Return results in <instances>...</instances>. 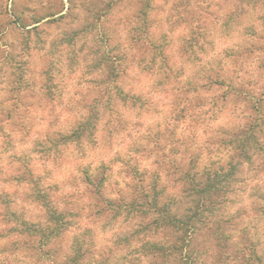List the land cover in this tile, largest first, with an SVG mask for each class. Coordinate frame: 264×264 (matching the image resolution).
<instances>
[{"label": "rangeland", "instance_id": "374dc122", "mask_svg": "<svg viewBox=\"0 0 264 264\" xmlns=\"http://www.w3.org/2000/svg\"><path fill=\"white\" fill-rule=\"evenodd\" d=\"M33 26L36 29L26 34ZM263 50L264 0H0V125L11 136L5 139L0 135V180H5L0 186L13 193L18 206L24 204L29 214L40 213L36 206L21 203L26 190L12 180L18 166L16 159L26 155L29 165L34 164L39 174L50 177L57 194L62 189L75 192L72 182H77L80 191L85 190L80 182L84 168L97 178L100 173L106 176L103 194L115 202L125 197L126 203L136 177L133 166L137 165V172L147 169L163 174L160 149L154 146L169 147L170 131L178 138L183 130L187 133L194 127L198 131L204 127L197 118H177L173 104L176 88L165 85L164 91L158 86L159 77L150 69L170 68L178 71L184 82L201 86L203 90L189 92L192 107L199 101L197 95L205 102L220 99V110L213 112L215 118L209 119L210 111L205 115L206 128L211 130L199 134L197 142H202L218 128L247 127L251 118L245 117L258 114L256 106L251 109L254 100L248 103V94L262 99L260 113L264 115ZM13 63L23 70L24 89L18 98L22 101L11 113L15 117L29 116L27 135L20 133L17 120L13 124L5 120L10 104L15 106L10 100L15 91L8 92ZM215 71L235 82L230 93L224 84L209 89L203 86L204 76L210 74L213 79ZM47 77L53 84L62 85V90L56 91L62 95L63 104H94L89 108L93 115L86 111V105L67 117L63 107L40 100ZM191 87L183 83V88ZM233 90L240 93L236 95ZM133 94L137 101L130 97ZM203 108L207 107L202 105L199 110ZM79 116L82 121L94 118L92 123L90 120L93 128L87 129L92 135L85 134L79 143L72 142L54 152L57 158H44L31 150L33 139L46 138L61 122L71 125ZM261 157V153L252 155L253 165L247 159L234 163L233 172L240 182L232 185L227 199L231 201V218L238 216V224H247L251 232H256L259 251L263 252L264 212L253 210L263 204L258 198L264 195ZM95 202L87 192L79 201L84 224L81 228L89 229L93 254L100 255L90 264H104L102 253L108 264H113L116 258L121 260L119 242L130 224L122 222L123 217H108L106 221L105 213L94 216ZM4 233L1 225L0 235ZM200 236L190 246L196 255L191 264H231V253L226 248ZM64 241L49 250L44 247L40 254L37 245L0 237V264H61L63 260H55L53 253L60 255L67 250ZM106 249H110V257ZM47 250L50 254L45 255Z\"/></svg>", "mask_w": 264, "mask_h": 264}, {"label": "trees", "instance_id": "16d2710c", "mask_svg": "<svg viewBox=\"0 0 264 264\" xmlns=\"http://www.w3.org/2000/svg\"><path fill=\"white\" fill-rule=\"evenodd\" d=\"M35 29L36 26H33L25 33L30 34ZM11 66L13 69L9 74L13 76L9 82L12 87L8 92L15 91V94L12 93L13 96L10 98V100H14L15 106L10 104L5 114V120L7 119L12 124L17 120L18 130L27 135L30 126L29 116L22 114L15 117V114L11 113L18 108L17 103L22 101V99L18 101V98L24 89L23 70L18 63H13ZM150 72L159 77L158 86L163 87L164 91L165 85H169L170 89L176 88L173 104L174 110L177 107L175 111L177 118L182 120L197 118L200 126H204L200 129L201 131H198L197 127L187 133L183 130L178 138H174L173 131H170L167 136V140L171 139L169 147L167 145L160 146V148L158 145L154 146L155 149H160L163 174L158 171L150 172L147 169L137 172V165L133 166L136 177H134L135 180L131 187V194L126 203L124 202L125 197H119L118 202H115L108 195L103 194L107 177L102 173L97 178L83 168L80 182L84 185L85 190L80 191L78 185L75 184L77 182H72L75 192L68 193L62 189L57 194L56 187L52 182H49L50 177L46 176V173L39 174L34 169L35 165L30 164L33 166L32 168L28 160L26 161L27 156L24 155L23 158L16 159L18 166L12 180L22 186L21 189L26 190L21 203L36 206L40 213L29 214L25 210L24 204L18 206V198L13 193L0 186V226L2 225L5 229V233L0 237L37 245L40 254L44 247L49 250L50 246L59 245V242L66 240L64 244H67V250L60 255L53 253L55 260H63L61 264L96 262L100 255L93 254L92 235L87 234L89 229L81 228L84 224L82 225L79 212L81 210L79 201L87 192L90 198L97 201L93 203V206L97 205L93 212L94 216L105 213L106 221L108 217L116 219L123 217L121 221H127L130 224V227L126 226L127 231L124 232V236H121L123 241L119 242L121 244L119 247L122 248L121 260L117 261L116 258L113 264H191L196 255L192 253L193 249L190 246L201 233L203 234L200 237L204 236L206 240H210V244L214 240L216 241L215 245L226 248V251L231 253V264H264L262 260L264 251H259L260 237L256 235V232H251L247 228V224H238L236 222L238 216L231 218L232 215L229 214L231 201L229 202L227 199L228 194L232 192V185L240 182L236 173L233 172L236 164H239V161L243 159L251 161L254 154L261 153L264 156V132L261 133V128L264 129V115L260 113L262 99L248 94V103L254 100L250 107L253 109L256 106L254 110L258 114L254 117L249 115L245 117L246 120L251 118L247 127L233 130L218 128L216 132L212 131L214 134H210L202 142H197L200 133L206 134L211 130L210 127L206 128L208 120L205 115L210 111L212 115L209 119L215 118L213 112L220 110V99L212 98L205 102L197 95L195 97L198 99H195L199 101H196L192 107L190 106L192 99L189 97V92L197 93V90H203L200 89L201 86L194 85L189 80L184 82L180 73L171 71L170 68L150 69ZM210 76V74L204 76L206 84L203 86L208 89L224 84L230 93L232 86L236 85L232 79L227 80L226 74L223 72H213V79ZM47 78L48 80L46 78L44 80L40 100L45 99L47 103H51L52 107L54 105L63 107L68 113L67 117L70 114L74 115L80 107L84 108L86 105V109H88L86 111L93 115L89 108L95 106L94 104L71 101H66L63 104L62 95L56 91L62 90V85L57 86L51 82L49 77ZM183 83L187 88L188 84L192 87L190 89L183 88ZM237 90H233L236 95L240 93ZM130 97H133L134 101L138 100L134 94ZM202 105L207 107L203 108V111L199 110ZM192 111H197V113L193 114ZM90 120L92 123L94 118L88 117L86 121H82V116H79L78 119L74 118L71 125L68 122L66 124L61 122L58 128H54L46 134V138L33 139L31 150L44 158H48L50 155L52 158L56 157L54 152H60L72 142L79 143L85 134H87L86 136L92 135L87 130L90 127L93 128V124L90 125ZM3 128L4 126L1 124L0 135L5 139H11L10 133H4ZM85 131L87 132L85 133ZM157 139L158 137H155V140ZM156 160L157 158L154 159V161ZM260 161L259 163L262 165L264 158L261 157ZM250 163L253 165L252 161ZM257 167L261 168L258 164ZM0 181L1 183L5 182V180ZM258 198L263 200V204L255 206L253 210L262 213L264 212V195L260 194ZM88 207H91L90 204ZM238 210L239 208L235 212ZM67 236L69 240H67ZM231 240L233 244L230 243ZM48 250L44 252L45 255L50 254ZM105 251L110 257V249ZM102 254V263L108 264L107 256L105 253Z\"/></svg>", "mask_w": 264, "mask_h": 264}, {"label": "clouds", "instance_id": "9594fccd", "mask_svg": "<svg viewBox=\"0 0 264 264\" xmlns=\"http://www.w3.org/2000/svg\"><path fill=\"white\" fill-rule=\"evenodd\" d=\"M5 255H7V253H5Z\"/></svg>", "mask_w": 264, "mask_h": 264}]
</instances>
